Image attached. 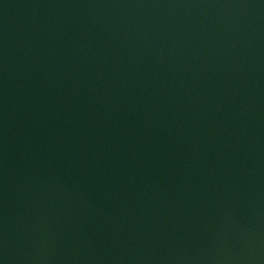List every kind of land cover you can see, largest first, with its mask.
I'll list each match as a JSON object with an SVG mask.
<instances>
[{
  "label": "water",
  "instance_id": "95a60500",
  "mask_svg": "<svg viewBox=\"0 0 264 264\" xmlns=\"http://www.w3.org/2000/svg\"><path fill=\"white\" fill-rule=\"evenodd\" d=\"M0 264H264V0H0Z\"/></svg>",
  "mask_w": 264,
  "mask_h": 264
}]
</instances>
